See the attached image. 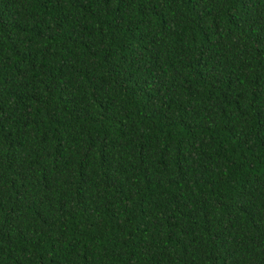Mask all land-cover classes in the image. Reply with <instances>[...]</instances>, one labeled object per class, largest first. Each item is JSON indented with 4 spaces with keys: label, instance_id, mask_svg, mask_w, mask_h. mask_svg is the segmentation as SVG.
I'll return each mask as SVG.
<instances>
[{
    "label": "trees",
    "instance_id": "trees-1",
    "mask_svg": "<svg viewBox=\"0 0 264 264\" xmlns=\"http://www.w3.org/2000/svg\"><path fill=\"white\" fill-rule=\"evenodd\" d=\"M0 264H264V0H0Z\"/></svg>",
    "mask_w": 264,
    "mask_h": 264
}]
</instances>
